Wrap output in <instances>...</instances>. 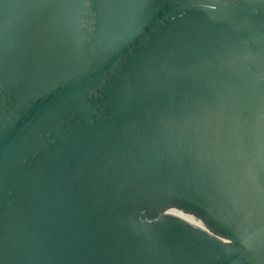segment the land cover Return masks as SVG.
<instances>
[{
  "label": "water",
  "instance_id": "water-1",
  "mask_svg": "<svg viewBox=\"0 0 264 264\" xmlns=\"http://www.w3.org/2000/svg\"><path fill=\"white\" fill-rule=\"evenodd\" d=\"M0 264H264V0H0Z\"/></svg>",
  "mask_w": 264,
  "mask_h": 264
}]
</instances>
